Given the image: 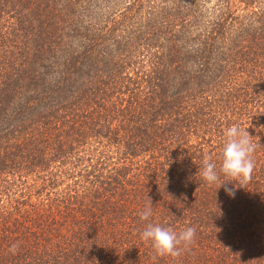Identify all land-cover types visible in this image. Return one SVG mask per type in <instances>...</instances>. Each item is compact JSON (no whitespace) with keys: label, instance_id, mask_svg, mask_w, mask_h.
<instances>
[{"label":"trees","instance_id":"obj_1","mask_svg":"<svg viewBox=\"0 0 264 264\" xmlns=\"http://www.w3.org/2000/svg\"><path fill=\"white\" fill-rule=\"evenodd\" d=\"M232 125L234 198L199 175ZM0 264H264V0H0Z\"/></svg>","mask_w":264,"mask_h":264},{"label":"clouds","instance_id":"obj_2","mask_svg":"<svg viewBox=\"0 0 264 264\" xmlns=\"http://www.w3.org/2000/svg\"><path fill=\"white\" fill-rule=\"evenodd\" d=\"M224 137L219 173L217 172V165L211 162V157H206L199 170V175L209 186L213 184H218L219 188L223 186L226 194L230 198H234L235 187H228V185H244L251 181L255 168L253 154L256 145L252 143V137L246 129H241L238 125L228 127L224 132ZM220 174H223L228 182L220 183ZM151 215L152 204L150 203L140 213V219L149 221ZM195 236V227H187L176 232L170 227H163L151 222L147 223L140 233L141 240L150 244L156 256L172 258L179 257L184 250L194 243ZM18 249L19 242L11 245L9 251L15 254Z\"/></svg>","mask_w":264,"mask_h":264}]
</instances>
